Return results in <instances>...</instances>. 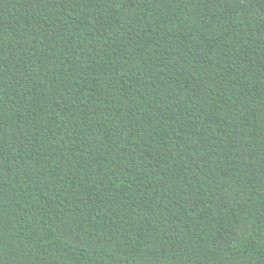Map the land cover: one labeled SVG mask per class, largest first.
I'll list each match as a JSON object with an SVG mask.
<instances>
[{"label": "trees", "instance_id": "obj_1", "mask_svg": "<svg viewBox=\"0 0 264 264\" xmlns=\"http://www.w3.org/2000/svg\"><path fill=\"white\" fill-rule=\"evenodd\" d=\"M0 264H264V0H0Z\"/></svg>", "mask_w": 264, "mask_h": 264}]
</instances>
